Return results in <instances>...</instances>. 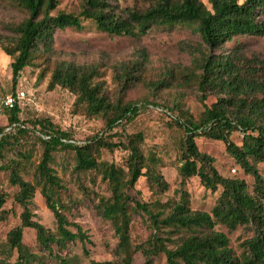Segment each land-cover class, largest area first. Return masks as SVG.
Segmentation results:
<instances>
[{"label":"trees","instance_id":"1","mask_svg":"<svg viewBox=\"0 0 264 264\" xmlns=\"http://www.w3.org/2000/svg\"><path fill=\"white\" fill-rule=\"evenodd\" d=\"M13 1L27 13L21 22L6 26L9 35L0 36V49L11 58L14 81L23 69L34 66L38 54L48 57L53 53L56 29L83 30V21L88 20L108 35L138 39L153 27L171 29L175 25H184L198 33L202 43L192 50L197 52L195 67L186 76L190 75L196 82L201 102L208 96H214L215 100L204 104L197 119L183 111L176 116L172 114V108L165 107L164 113L181 129L182 136L178 150L180 198L169 204V212L164 213L158 200L140 202L129 193L141 176L159 190L167 188L158 170L159 156L145 153L142 148V132L124 134L123 140L118 142L108 141L105 137L116 127L133 121L140 111L141 105L125 101L123 95L134 82L141 81L146 61L144 52L140 51L139 59L115 66L114 77L119 87L115 98L108 96L103 82L98 80L101 76L99 63L56 60L49 73L47 88L68 90L74 95L72 112L99 118L103 129L90 140L76 144L68 132L48 119L31 121L43 148L32 182L22 175L25 163L31 157L29 150L23 147L24 138L30 133L19 118L18 103L23 99L4 108L7 124L0 127V169L7 172L8 183L16 188L12 199L22 207V212L20 224L7 232L3 246L0 245V252L5 251L9 257L15 251L16 256L12 261L0 259V264H44L45 257L26 246L25 230L35 232L36 242L47 254L45 256L57 264H73L74 256L60 253L70 242L80 241L87 253L86 244L90 243L87 233L79 225L69 222L59 198L62 184L51 167L53 153L59 149L74 152L75 171L100 174L111 190L109 197L100 198L97 208L101 217L112 224L117 236L114 258L90 260L87 264H134L133 256L138 251L144 258L143 264H155V256L161 253L165 256V264H264V178L257 166L264 162V61H241L237 47L228 53H216L235 37H264V0H207L209 6L202 0H151L143 10L126 8L124 15L117 11L111 0H84L78 13L58 11L56 14L51 11L58 0ZM46 73L43 68L38 79ZM165 86L160 81L155 88ZM235 131L242 135L241 144L231 139ZM115 134L119 136L117 132ZM198 136L222 141L234 162L253 178L252 188L249 189L243 179L222 176L214 165V158L198 149L195 142ZM118 146L128 151L127 170L97 160L93 154L102 147L112 150ZM9 150L14 154L6 158ZM192 176H197L204 188L212 193L219 190L210 211L190 208L184 186ZM37 188L54 216L55 231L35 220L28 207ZM8 199V192L0 185V221L6 219L3 206ZM136 211L145 214L153 228L146 243L138 246L131 243L129 233L132 213ZM216 224L229 231L243 226L252 232L240 243L239 254L230 246L227 235L215 229ZM70 226L76 231L70 230ZM162 229L168 235L181 231L188 234L169 248L166 244L169 237L162 236Z\"/></svg>","mask_w":264,"mask_h":264},{"label":"rangeland","instance_id":"2","mask_svg":"<svg viewBox=\"0 0 264 264\" xmlns=\"http://www.w3.org/2000/svg\"><path fill=\"white\" fill-rule=\"evenodd\" d=\"M83 1L58 0L51 14H56L58 11L78 13ZM111 1L115 4L117 11L124 15L126 8L143 10L151 0ZM202 2L209 6L207 0H202ZM26 16V11L13 0H0V36L9 35L6 26L17 24ZM83 24V30L71 27L56 29L53 36V53L48 57L38 54L34 60V66L23 69L16 81L12 79L11 58L0 49V94L11 93L15 90L25 93L23 100L18 103L21 110L19 118L30 130L24 138L23 147L29 150L31 157L25 163L22 175L25 179L34 182V168L43 150L31 121L40 118L48 119L61 130L68 132L76 144L90 140L94 135L100 134L103 129V122L99 118L72 112L74 95L68 90L60 87L47 88L49 73L55 61L99 63L101 76L98 80L103 82L108 96L115 98L119 92L114 77L115 66L122 62L139 59L142 50L146 61L141 81L134 82L123 95L125 101H134L141 105L140 111L133 121L116 127L113 131L106 133L105 137L108 141L118 142L123 140L124 134L142 132V148L145 153L151 152L159 156L161 165L158 170L166 181L167 188L159 190L150 185L146 177L141 176L129 193L140 202L150 203L158 200L161 204L160 210L168 213L169 204L178 202L180 198L178 150L182 131L164 113L165 107L172 108V114L176 116H180L179 112L183 111L193 119H197L204 109V104L208 105L215 100L214 96H208L204 102H201L196 82L190 75L186 76V73L195 67L197 52H192V50L198 49L202 44L199 34L188 26L175 25L171 29L153 27L146 35L136 39L125 35H108L97 30L88 20L83 21ZM235 47L239 50L238 58L241 61L249 59L264 61V37L238 36L224 44L216 53H228ZM43 68L47 70V73L39 80V72ZM160 81L166 86L156 89L155 85ZM12 87H14L13 91ZM6 124V111L0 108V127ZM115 132L119 136L114 135ZM241 138L239 131L231 135V139L236 144H241ZM195 142L200 151L214 158V165L222 176L238 177L245 180L249 189L252 188L253 178L245 174L234 162L226 152L222 141L198 136ZM13 154V151L9 150L6 158ZM93 154L97 160L114 163L117 167L127 170L128 151L121 146L114 147L112 150L102 147ZM74 165L73 151L59 149L53 153L51 167L56 171L62 184L59 198L63 204L64 213L69 222L79 225L87 233L90 243L86 244L87 253H84L83 246L78 240L68 243L60 253L74 256L73 264H87L90 260H111L114 258L113 250L117 236L112 224L101 217L97 208L100 198L110 196V187L106 181L101 179L100 174L93 171L78 173L74 170ZM257 166L264 178V162H260ZM0 185L9 194V199L3 206L7 216L5 220L0 221V245L3 246L7 232L20 224L22 207L13 201L12 196L16 188L8 183L7 172L3 169H0ZM184 189L188 193L189 206L192 210L210 211L219 193V190L212 193L205 189L197 176L188 178ZM28 207L35 220L49 230L55 231L54 216L46 207L39 188L35 191ZM215 229L227 235L229 244L236 254L241 251L240 243L252 235V232L243 226L229 231L225 226L216 224ZM70 230L75 232L76 228L70 226ZM152 232L153 228L145 214L139 211L133 212L129 230L131 243L137 246L145 244ZM161 233L162 236L169 237V241L166 242L169 248H173L182 236L188 234L187 231H181L168 235L163 229ZM24 242L31 251L45 257L44 264H57L45 256L47 254L36 242L34 231L25 230ZM15 256V251L9 257L5 251L0 252V259L12 261ZM133 259L134 264H143L144 258L139 251L134 254ZM154 261L155 264H165L164 254L155 256Z\"/></svg>","mask_w":264,"mask_h":264},{"label":"built area","instance_id":"3","mask_svg":"<svg viewBox=\"0 0 264 264\" xmlns=\"http://www.w3.org/2000/svg\"><path fill=\"white\" fill-rule=\"evenodd\" d=\"M24 96L23 91H17L16 94H0V108L12 107L17 100L23 99Z\"/></svg>","mask_w":264,"mask_h":264}]
</instances>
